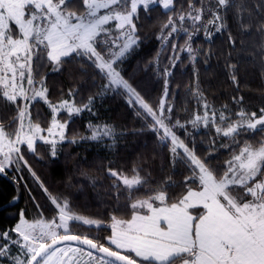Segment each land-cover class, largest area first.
<instances>
[{
  "label": "snow or ice",
  "instance_id": "1",
  "mask_svg": "<svg viewBox=\"0 0 264 264\" xmlns=\"http://www.w3.org/2000/svg\"><path fill=\"white\" fill-rule=\"evenodd\" d=\"M158 4L168 13L158 38L166 43L174 33L185 32L189 43L182 50L193 62L196 56L190 41L194 34L203 29L210 39L209 26L220 32L228 11L236 7V18L242 20L241 12L246 10L232 0H215L211 5L200 0L199 6L188 0L187 11L179 12L173 11L175 0H0V99L16 111L10 129L0 122V174L27 168L35 176L25 151L39 155V141L50 146L55 157L57 145L69 140L73 116L92 112L91 96L79 105L72 90L68 92L71 99L52 103L48 98L43 69L51 66L52 71H60L69 57L86 59L99 70L106 81L101 94L124 90L129 103L134 97L150 117V130L169 145L170 163L180 160L189 170L180 191L170 194L174 184L170 177L153 187L136 167L131 176L107 169L117 209L120 200L125 201L123 210L109 214L107 222L78 214L66 197L52 195L41 184L56 213L50 219L41 214L30 220L21 212L19 222L0 233L6 241L0 244V264L4 260L8 264H264V108L257 114L241 107L232 119L230 113L210 109L199 87L194 88L204 112L188 123L211 124L217 136L228 138L229 143L221 147L231 149L224 167L213 168L211 160L196 154L194 143L189 147L176 135L174 128L187 129L180 120L168 123L171 106L165 109L161 99L154 109L119 71L118 61L138 44L140 11L148 15ZM206 12L210 18L200 24ZM185 21L190 27H184ZM260 28L264 31V24ZM230 67L233 84L239 88L235 66ZM165 74L171 73L165 69ZM167 89L165 81V97ZM233 100L239 103L243 97ZM37 101L51 111L47 127L31 118L30 109ZM88 128L90 135L82 139L115 144L114 126L89 124ZM250 133L260 139H241ZM69 142L77 143L76 136ZM80 226H88L89 231L103 226L110 231L101 239L74 230Z\"/></svg>",
  "mask_w": 264,
  "mask_h": 264
},
{
  "label": "trees",
  "instance_id": "2",
  "mask_svg": "<svg viewBox=\"0 0 264 264\" xmlns=\"http://www.w3.org/2000/svg\"><path fill=\"white\" fill-rule=\"evenodd\" d=\"M192 2L199 6L200 0ZM214 2L205 0L207 5ZM232 2L246 9L241 12L242 20L236 18L237 8L233 7L227 12L225 26L220 32H215L209 26L208 30L212 32L210 39L206 38L203 29L194 34L190 41L196 56L194 62L189 53L182 50L189 43L187 34L182 30L174 33L166 43L158 38L168 19V13L159 4L152 6L148 15L140 11L139 20L136 21L138 44L118 62L121 75L150 106L155 109L161 99L164 106L165 102L171 106L168 123L180 120L187 129L174 128L176 135L189 147L194 143L196 154L211 160L213 168L224 167L231 149L221 147L229 143L228 138L217 136L211 124L205 127L202 123L196 126L188 123L195 114L202 115L204 112L202 100L194 94V88L199 87L210 109L214 108L218 114L221 110L230 113L232 119H236L235 113L241 107L257 114L264 108V59L261 58L264 31L260 28L264 24V0ZM187 5L188 0H175L173 11H187ZM209 18L206 12L200 24ZM240 23L244 24L243 28ZM184 27H190L187 21ZM230 65L235 66L239 88L231 79L233 69ZM165 69L171 74L166 75ZM43 75L52 103L71 99L68 92L72 90V98L78 105L86 104L90 96L94 97L92 112L85 110L72 118L68 125V137L70 140L76 136L77 143L66 140L58 145L55 157L50 155L49 146L43 143H37L39 155L25 151V159L35 176L27 168H22L19 173L7 170L6 174H0L1 233L19 222L21 212L30 220L39 218L41 214L43 218L50 219L56 213L41 184L52 195L66 197L78 214L107 222L109 214L123 210L125 203L122 198L117 209L112 189L113 178L107 172L109 168L131 176V170L136 167L153 187L163 185L170 177L174 184L169 188V193L180 191L179 185L189 175L187 165L180 160L175 165L170 163L169 145L162 143L150 130V117H146L133 99V103H129V96L124 90L101 94L106 81L90 61L69 57L60 71L54 72L48 66L43 69ZM165 81L168 85L166 97ZM241 96V102L233 100V97L238 99ZM30 111L34 121L40 122L42 127L48 126L51 111L47 105L37 102ZM15 115L14 106L0 99V122L6 129L15 123ZM89 124L114 126L115 144L82 139L90 135ZM250 137L260 139L255 133L241 139ZM74 230L101 239L110 231L104 227L89 231L88 226Z\"/></svg>",
  "mask_w": 264,
  "mask_h": 264
},
{
  "label": "rangeland",
  "instance_id": "3",
  "mask_svg": "<svg viewBox=\"0 0 264 264\" xmlns=\"http://www.w3.org/2000/svg\"><path fill=\"white\" fill-rule=\"evenodd\" d=\"M103 11V10H102ZM128 54V53H127ZM126 54V55H127ZM125 55V56H126ZM119 62V61H118ZM131 99H133L134 101H135V98L133 97V98H131ZM37 102H42V101H37ZM37 102H35V103H37ZM35 103H33V105L35 104ZM45 104V103H44ZM32 105V106H33ZM46 105V104H45ZM138 106H139V104H138ZM48 107V106H47ZM140 107V106H139ZM169 107V105L165 102V109H167ZM142 109V108H141ZM31 110V109H30ZM143 110V109H142ZM144 111V110H143ZM66 114L65 113H61V116H65ZM166 115H167V113H166ZM74 117H76V116H73V118ZM31 118H32V116H31ZM32 120H33V118H32ZM34 121V120H33ZM66 142V141H65ZM37 143H42V142H37ZM60 144H62V143H60ZM60 144H58V145H60ZM57 145V146H58ZM23 146H21V148H22ZM50 147V146H49ZM7 171V170H6ZM103 227V226H102ZM1 233V232H0ZM9 234L10 235H12L13 237L15 236V234L14 233H12V232H9ZM4 243H6V241H4V240H2V239H0V244H4ZM11 251L13 252V253H15L16 251H17V249H16V247L15 246H12V248H11ZM71 255V254H70ZM2 264H8V261L7 260H4L3 262H2Z\"/></svg>",
  "mask_w": 264,
  "mask_h": 264
},
{
  "label": "water",
  "instance_id": "4",
  "mask_svg": "<svg viewBox=\"0 0 264 264\" xmlns=\"http://www.w3.org/2000/svg\"><path fill=\"white\" fill-rule=\"evenodd\" d=\"M71 243H73V244H74V242H71Z\"/></svg>",
  "mask_w": 264,
  "mask_h": 264
}]
</instances>
